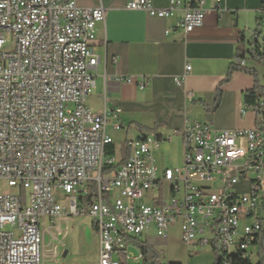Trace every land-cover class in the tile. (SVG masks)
I'll use <instances>...</instances> for the list:
<instances>
[{"label":"built area","instance_id":"2783aa9c","mask_svg":"<svg viewBox=\"0 0 264 264\" xmlns=\"http://www.w3.org/2000/svg\"><path fill=\"white\" fill-rule=\"evenodd\" d=\"M207 1L169 0L159 9L134 0L126 8L159 19L181 10L177 27L189 34L204 26ZM104 20L102 7L83 9L77 0H0V183L28 191L0 192V264H50L73 218L85 215L99 234L98 264L138 262L143 256L130 253L127 238L153 230L166 239L176 223L185 246L210 248L215 264H264V96L250 130L187 121L179 132L184 163L162 178L153 157L159 141L148 136L130 141L129 158L118 164L105 154L113 144L106 113L86 104ZM120 113H110L116 130ZM162 182L170 196L156 204Z\"/></svg>","mask_w":264,"mask_h":264},{"label":"crops","instance_id":"0c3cea01","mask_svg":"<svg viewBox=\"0 0 264 264\" xmlns=\"http://www.w3.org/2000/svg\"><path fill=\"white\" fill-rule=\"evenodd\" d=\"M132 1L77 0L80 8L105 10V20L97 25L94 42L99 56L93 70L96 89L86 104L91 113H106L107 133L113 139V156L118 164L129 158L130 141L145 136L159 141L153 157L162 178L167 169L184 163L185 147L179 132L187 121L208 123L218 131L250 130L257 125V113L244 103V93L255 85L254 76L235 71L229 80L227 77L239 49L248 50L250 42H263L264 30L260 36L255 31L264 18V0H219V6L218 0H208L204 26L189 34L177 27L183 15L181 10L169 18H153L145 11L128 10L126 7ZM151 3L159 9L170 5L169 0ZM244 61L245 67L263 74L261 66ZM187 66H191L190 71H186ZM119 77L145 80L147 87L140 90L138 83L120 82ZM260 82L263 83L262 79ZM218 98L219 106L212 110ZM114 110L121 111L120 130L115 129L116 122L110 115ZM109 129L126 134L120 149L115 145L118 139ZM170 190V184L162 182L160 190L152 193L159 198L155 203L168 198ZM175 233L181 239L180 223L170 227L166 239L151 230L142 237L127 238L128 246L130 249L132 244L143 256L142 248L147 244L157 253V264H161L160 251L173 247L170 237ZM143 261L142 258L131 262L144 264ZM173 262L183 264L182 260Z\"/></svg>","mask_w":264,"mask_h":264},{"label":"rangeland","instance_id":"374dc122","mask_svg":"<svg viewBox=\"0 0 264 264\" xmlns=\"http://www.w3.org/2000/svg\"><path fill=\"white\" fill-rule=\"evenodd\" d=\"M6 37L9 41V52H14L12 36L8 34ZM258 69L262 72L260 67ZM109 133L115 139H118L115 145L117 149H120L123 146L122 141L126 138V134L114 131L113 129H109ZM0 192L8 194L21 193L23 196L28 194L27 190L9 188L5 181L0 183ZM65 204H67V201H65ZM170 240V242H173V247L169 246L168 248H164L163 251H160L159 261L161 264H172L174 260H182L183 264H215V255L210 248L204 250L200 248L187 249V246H185L176 233L171 235ZM153 241L160 243L159 239H153ZM60 242L62 244L57 247V250L60 249L58 256L55 258L51 255L48 256L50 264H98L100 239L97 230L93 226L91 217L87 215L75 216L68 227L67 236L65 238L60 237ZM53 248H55V243L49 246L48 251L51 252ZM129 251L136 256L140 255V251L138 249L136 250L132 244L130 245ZM115 259H117L116 256Z\"/></svg>","mask_w":264,"mask_h":264},{"label":"trees","instance_id":"16d2710c","mask_svg":"<svg viewBox=\"0 0 264 264\" xmlns=\"http://www.w3.org/2000/svg\"><path fill=\"white\" fill-rule=\"evenodd\" d=\"M263 29H264V18L258 24L257 29L255 31V35L260 36ZM249 47L250 48L245 51L239 49L237 53V58L243 61L244 60L251 61L255 65L261 66L263 69V74L260 75V73L254 68H249V67H245L244 65L242 66L234 63L229 70L227 80L230 79L231 74L235 71H244L254 76L255 85L252 89L244 93V103L247 108L253 109L258 114L259 110L257 106V101L259 100L260 97L264 96V39L262 44H259L258 42H250ZM261 79L263 83L260 82ZM219 103H220V98H218L212 110H215L219 106ZM105 154L107 156H113L115 154L114 145L106 146ZM142 249H143L144 264H157L155 257V254L157 253L153 249H151V247L147 246V244H145Z\"/></svg>","mask_w":264,"mask_h":264},{"label":"bare ground","instance_id":"6f19581e","mask_svg":"<svg viewBox=\"0 0 264 264\" xmlns=\"http://www.w3.org/2000/svg\"><path fill=\"white\" fill-rule=\"evenodd\" d=\"M244 64H245V62H244Z\"/></svg>","mask_w":264,"mask_h":264}]
</instances>
